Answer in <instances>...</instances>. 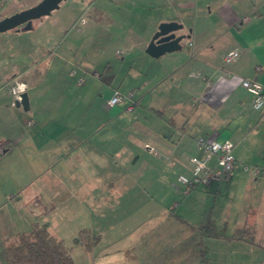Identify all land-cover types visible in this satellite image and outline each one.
Returning <instances> with one entry per match:
<instances>
[{"label": "crops", "instance_id": "obj_1", "mask_svg": "<svg viewBox=\"0 0 264 264\" xmlns=\"http://www.w3.org/2000/svg\"><path fill=\"white\" fill-rule=\"evenodd\" d=\"M3 2L16 12L30 5L0 0L1 11ZM139 8L149 17L141 18ZM122 11L121 18H55L39 41L20 35L22 57L0 73V96L5 90L11 102L8 86L19 78L28 85L30 102L28 112L4 109L0 163L7 167L18 159L23 184L9 201L16 199L31 214L40 209L42 216L95 215L110 228L124 224L125 216L137 220L140 240L148 241V264L166 256L177 264H264V174L255 172L264 168V109L255 111L252 95L240 85L245 78L264 86V0H137ZM246 17L251 19L243 23ZM166 21L182 24L187 39L180 50L152 58L146 49ZM72 29L80 32L68 40ZM231 51L240 57L226 65ZM92 57L107 77L94 117L85 104L84 79L93 71L85 63ZM115 91L125 98L111 109ZM201 136L232 142L238 165L249 169L238 167L229 180L208 187L181 186L177 178L191 175ZM139 167L145 172L138 174ZM182 192L200 209L178 204ZM43 219L36 216V223ZM208 223L227 236L251 226L255 244L203 236L189 226ZM81 224L80 231L103 241L97 227ZM100 243L82 250L91 255Z\"/></svg>", "mask_w": 264, "mask_h": 264}, {"label": "rangeland", "instance_id": "obj_2", "mask_svg": "<svg viewBox=\"0 0 264 264\" xmlns=\"http://www.w3.org/2000/svg\"><path fill=\"white\" fill-rule=\"evenodd\" d=\"M41 1L42 0H30V5L22 7L21 11L33 7ZM134 3H137V0H130L129 2H127V4L122 1L115 0H64L58 10L52 12L49 16L34 20L31 24L30 29H27L26 25H23L15 30L0 34V67L2 68L0 70V73L3 71V67L6 65V63H9V60L22 57V53L19 52V48L17 47L19 41L22 40V37H20L21 34H27L26 36H32L33 39H37L39 41V39L43 37L41 31L46 32L56 20L55 18H87V20H89V18H121L125 11H122L120 13L119 9H122L124 6H130V4ZM2 5L4 9H2V11L0 10V21L17 13L14 9L5 10V2H3ZM136 12L139 14V16H141V18L149 17V13L145 10H142V8H139ZM36 26H43V28L37 32V30L34 31ZM31 31L32 33H29ZM63 31V36H65V29H63ZM76 32L78 33L80 32V30L72 29L70 32H68L66 38H68L69 40L70 36ZM50 37H48V35L45 36V38L47 39ZM3 45L8 47H3ZM95 61H97V58L95 59L92 57L90 58V61L85 62L91 66L90 69H93V71L86 75V77L84 76L85 84L88 85L85 96V104L89 106L92 117H94V113H98V105L103 99V93L101 92V89L105 81L107 80V77L104 74L103 67H97L96 65L98 64V62ZM117 62H119V59ZM117 68V66H113L115 73ZM114 72H112L111 74H113ZM2 85L4 86V84ZM104 94L105 99H107V88H104ZM11 102L10 98L6 95V91L4 90V92L1 93L0 96V135L4 130V109L14 110L15 112L20 111L16 107H13L11 105ZM144 124L145 121L143 125ZM121 125L122 127L125 126V124ZM139 126L142 128V125ZM144 138V135L140 137L141 140H143ZM142 150L144 151L145 149ZM145 152L147 151L145 150ZM2 156L3 154H0V161ZM9 162L11 163H9V166L7 167H5V164L3 162L0 163V264H7V245L16 243L18 235L30 232L34 223L39 221L36 220V216H41V219L44 218L43 220L48 225L51 235L56 237L57 239L63 240L65 245L72 249V257L75 264H148V241L140 240L142 228H139V223L136 224L137 220L126 221L127 216H125L124 224H119L118 226L113 225L116 228H110V224L106 222L101 224L98 223L95 215L69 216L66 214H61L59 216H54L51 214H47L45 216H42L40 215V209H32L34 212L33 214H31L28 208L24 207L23 205L16 206V199L15 202H10L8 198L14 199L19 193H21L23 184L18 180V159L10 160ZM141 172H145V169L139 167L138 174H140ZM24 192H22V196L26 194ZM192 198L193 197L189 195H184L182 192L176 201L178 204L184 203L186 207L188 206V208L193 207L192 209H194L195 207L196 209V207L199 206L197 208L200 209V203H198L197 205L193 202ZM189 202L192 203V206ZM209 205L210 204H208V206ZM83 221L88 225L97 227L95 228V230L97 231V233H101L103 237V241L100 243L96 251L91 255L85 254L80 246L74 245V239L80 231L82 227L81 223ZM100 254H105V256L98 258V255ZM190 255L191 254H187V260L193 261L194 257L192 258ZM154 264H177V262L175 261L174 263L168 260L166 256L157 257ZM187 264H189V262Z\"/></svg>", "mask_w": 264, "mask_h": 264}, {"label": "built area", "instance_id": "obj_3", "mask_svg": "<svg viewBox=\"0 0 264 264\" xmlns=\"http://www.w3.org/2000/svg\"><path fill=\"white\" fill-rule=\"evenodd\" d=\"M251 17L243 19V23H248ZM85 20L83 19V22ZM240 57L239 51H231L224 57L226 65L234 63ZM241 87L252 95V105L255 111L261 112L264 109V86L254 79H241ZM28 90L26 82L19 78H15L8 86V91L12 97V106L15 107L16 102L22 100V95ZM125 97L115 91L114 95L108 102V106L113 109L123 101ZM128 99L132 101L127 111L131 112L135 104L134 95L130 94ZM32 123L30 122L29 125ZM199 155L191 158L192 172L191 175H179L178 183L187 190L197 187H208L212 183H219L229 180L236 169L240 167L246 171L248 165H238L235 156V146L229 140H218L211 137L201 136L196 141ZM6 146L0 144V154L5 152ZM257 175L264 174L263 168H256Z\"/></svg>", "mask_w": 264, "mask_h": 264}, {"label": "trees", "instance_id": "obj_4", "mask_svg": "<svg viewBox=\"0 0 264 264\" xmlns=\"http://www.w3.org/2000/svg\"><path fill=\"white\" fill-rule=\"evenodd\" d=\"M174 217L186 223L180 217L176 215ZM189 226L201 232L203 236L255 244L256 231L251 226L236 230L232 236L218 232L211 223L202 226ZM100 241V235H94L89 230H81L74 239V245L90 252ZM6 262L7 264H75L72 249L67 247L63 240L52 236L46 223H36L30 232L18 235L16 243L7 245Z\"/></svg>", "mask_w": 264, "mask_h": 264}, {"label": "water", "instance_id": "obj_5", "mask_svg": "<svg viewBox=\"0 0 264 264\" xmlns=\"http://www.w3.org/2000/svg\"><path fill=\"white\" fill-rule=\"evenodd\" d=\"M64 0H42L39 4L22 10L0 21V34L15 30L26 25L30 29L34 20L49 16L60 8ZM184 26L177 21H166L159 24L157 31L151 38L146 53L152 58H160L166 54L174 53L182 48L181 43L187 39L185 34H180ZM16 108L25 112L30 110L28 93L22 95V100L15 103Z\"/></svg>", "mask_w": 264, "mask_h": 264}]
</instances>
